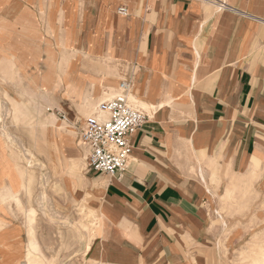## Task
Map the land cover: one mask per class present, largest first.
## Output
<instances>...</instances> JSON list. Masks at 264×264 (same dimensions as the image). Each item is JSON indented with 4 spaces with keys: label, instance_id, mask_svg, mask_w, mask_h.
<instances>
[{
    "label": "crops",
    "instance_id": "1",
    "mask_svg": "<svg viewBox=\"0 0 264 264\" xmlns=\"http://www.w3.org/2000/svg\"><path fill=\"white\" fill-rule=\"evenodd\" d=\"M50 54L64 68L56 56L44 93L94 174L89 264H230L264 218V0H0V69L39 56L46 71ZM123 80L147 120L113 177L88 168L80 128ZM14 161L0 129V186ZM2 191L0 264H23L26 226Z\"/></svg>",
    "mask_w": 264,
    "mask_h": 264
},
{
    "label": "rangeland",
    "instance_id": "2",
    "mask_svg": "<svg viewBox=\"0 0 264 264\" xmlns=\"http://www.w3.org/2000/svg\"><path fill=\"white\" fill-rule=\"evenodd\" d=\"M56 56L59 59L58 69L61 70L64 64L59 54L49 55L46 71L39 56L33 62V69L26 68L23 58L14 55L11 56L13 63L19 64L20 68L0 69V129L16 160L15 164H11L13 167L10 166L11 172H4L10 180L6 185L10 188V185L20 183L19 175L11 174L18 167V170L28 171L26 179L29 187L20 189L21 202L17 204L12 200L7 203L18 206L19 217L26 226L25 240H36L39 244L32 254L26 256L24 264H89L81 247L84 244L87 248L94 236L98 217L91 207L94 195L88 183V178L94 174L85 173L84 156L78 143L79 129L71 122L74 129L72 136L66 128L50 135L47 126L34 125L35 119L49 117L52 112L58 119L66 120L67 115L60 113L59 104L47 100L50 95L44 93L49 92L47 86L57 79ZM129 98L132 100L131 96ZM69 137L74 144L70 143ZM53 141L59 146L58 157L52 154ZM74 150L78 153L76 159L80 175L76 189L70 188L65 178L68 169L65 166L74 155ZM43 195H46L45 198ZM254 223V227L249 222L243 229H238L241 233L239 244L229 246L233 250L230 264H256L258 259H264V218H256ZM238 230L233 234L236 235Z\"/></svg>",
    "mask_w": 264,
    "mask_h": 264
},
{
    "label": "built area",
    "instance_id": "3",
    "mask_svg": "<svg viewBox=\"0 0 264 264\" xmlns=\"http://www.w3.org/2000/svg\"><path fill=\"white\" fill-rule=\"evenodd\" d=\"M121 14L127 8H118ZM130 82L123 80L118 93L99 105V114L88 117L80 128L90 170L117 176L126 171L132 156L131 138L147 120L146 113L129 100ZM65 117V116H64Z\"/></svg>",
    "mask_w": 264,
    "mask_h": 264
},
{
    "label": "bare ground",
    "instance_id": "4",
    "mask_svg": "<svg viewBox=\"0 0 264 264\" xmlns=\"http://www.w3.org/2000/svg\"><path fill=\"white\" fill-rule=\"evenodd\" d=\"M128 95L131 96L133 99L135 98L134 95L132 94V90L130 91V94L128 93ZM71 122L72 121L70 120V118L68 116H66V120L58 119V117H56L55 113L52 112L49 117L45 116L41 120L35 119V124L34 125H35V127L36 126H40V125L47 126L50 135L53 132L61 131L63 128H66L69 136H70V134L72 136L74 134V129L71 126ZM69 140H70L71 144H74L73 143V139L71 137H69ZM54 141H53V144L51 146V148L54 150V152L52 154L57 156L56 152H58L59 146L56 145V143ZM28 151H30L31 154L34 155L31 150L28 149ZM74 152H75L74 155L70 159H68V162H67V164L65 166V168L68 167L67 172H66L67 173V177H65V178L68 180L67 183L69 184V187L73 188V189H76V186H77V183H78L80 175H79V162L76 159L78 153H77V150H74ZM65 157L67 158V156H65ZM65 171H66V169H65ZM18 175H19V178H20V183L16 184V186L15 185H10V188H7L8 186L6 184H2V186H0L2 188V190H3L2 192H4L5 194L8 195L7 199L14 200L17 204L19 202H21L20 196H19L20 189H23V187H25L26 189L29 188L28 187V179H26V176L28 175V171L24 170V169H21V170L19 169ZM31 179H32V175L29 178V180H31ZM45 196L43 195L44 198H45ZM31 211L34 214V209L33 208L31 209ZM2 223L3 222H1L0 224H2ZM2 226L3 225H1L0 227H2ZM38 246H39V244H38V242L36 240L29 239V241H27V243L25 245L24 258H26V256H29L30 254H32V251L36 250L38 248ZM263 261H264V259L260 258V259H258L256 261V264H261V262H263Z\"/></svg>",
    "mask_w": 264,
    "mask_h": 264
}]
</instances>
